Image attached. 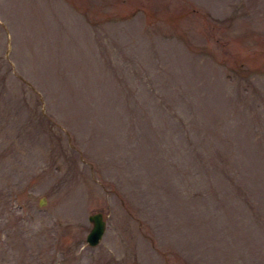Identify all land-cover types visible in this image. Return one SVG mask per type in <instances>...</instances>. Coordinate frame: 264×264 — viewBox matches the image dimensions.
Masks as SVG:
<instances>
[{"label": "rangeland", "instance_id": "374dc122", "mask_svg": "<svg viewBox=\"0 0 264 264\" xmlns=\"http://www.w3.org/2000/svg\"><path fill=\"white\" fill-rule=\"evenodd\" d=\"M0 264H264V0H0Z\"/></svg>", "mask_w": 264, "mask_h": 264}, {"label": "water", "instance_id": "95a60500", "mask_svg": "<svg viewBox=\"0 0 264 264\" xmlns=\"http://www.w3.org/2000/svg\"><path fill=\"white\" fill-rule=\"evenodd\" d=\"M44 198L41 197L39 203L42 204ZM88 220L91 221V227L86 234L85 240L89 245L97 244L102 238L105 228H106V219L101 211H95L88 214Z\"/></svg>", "mask_w": 264, "mask_h": 264}, {"label": "trees", "instance_id": "16d2710c", "mask_svg": "<svg viewBox=\"0 0 264 264\" xmlns=\"http://www.w3.org/2000/svg\"><path fill=\"white\" fill-rule=\"evenodd\" d=\"M250 151L244 150V153H249Z\"/></svg>", "mask_w": 264, "mask_h": 264}]
</instances>
